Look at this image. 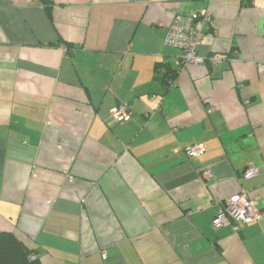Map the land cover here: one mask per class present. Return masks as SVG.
Masks as SVG:
<instances>
[{"label": "crops", "instance_id": "crops-1", "mask_svg": "<svg viewBox=\"0 0 264 264\" xmlns=\"http://www.w3.org/2000/svg\"><path fill=\"white\" fill-rule=\"evenodd\" d=\"M175 8L209 10L203 62ZM241 191L261 217L215 226ZM0 231L41 264H264V0H0Z\"/></svg>", "mask_w": 264, "mask_h": 264}, {"label": "built area", "instance_id": "built-area-1", "mask_svg": "<svg viewBox=\"0 0 264 264\" xmlns=\"http://www.w3.org/2000/svg\"><path fill=\"white\" fill-rule=\"evenodd\" d=\"M210 21L211 17L208 9L189 13H181L178 8L173 10V16L167 26L163 44L180 51L179 64L203 62L204 59L196 54V47L205 35L204 28L209 26ZM209 60L213 63L218 59L211 57ZM169 83L173 84L174 79L169 80ZM130 115V103L116 105L110 110L111 118L117 123L127 121ZM183 150L188 158L197 159L204 153V146L201 143H190L185 145ZM203 174L205 176L209 175L208 171H204ZM257 174L258 170L252 166L243 171L245 178H251ZM260 217L261 212L257 208L255 200L250 198L244 191H241L224 199L222 206L216 211L213 224L215 226L231 225L232 229L237 231L243 224L250 223Z\"/></svg>", "mask_w": 264, "mask_h": 264}, {"label": "trees", "instance_id": "trees-1", "mask_svg": "<svg viewBox=\"0 0 264 264\" xmlns=\"http://www.w3.org/2000/svg\"><path fill=\"white\" fill-rule=\"evenodd\" d=\"M170 76L164 74L163 82ZM0 264H41V261L13 232L0 231Z\"/></svg>", "mask_w": 264, "mask_h": 264}]
</instances>
